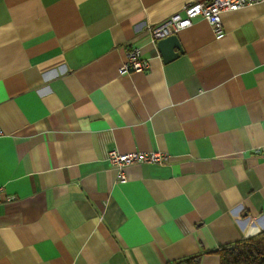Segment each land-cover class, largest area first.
Listing matches in <instances>:
<instances>
[{
  "label": "crops",
  "instance_id": "crops-1",
  "mask_svg": "<svg viewBox=\"0 0 264 264\" xmlns=\"http://www.w3.org/2000/svg\"><path fill=\"white\" fill-rule=\"evenodd\" d=\"M194 1L0 0V264H219L264 232V1L164 62L151 28ZM109 150L168 161L119 181Z\"/></svg>",
  "mask_w": 264,
  "mask_h": 264
},
{
  "label": "built area",
  "instance_id": "built-area-1",
  "mask_svg": "<svg viewBox=\"0 0 264 264\" xmlns=\"http://www.w3.org/2000/svg\"><path fill=\"white\" fill-rule=\"evenodd\" d=\"M264 0H199L190 2L182 7V10L170 15L159 24L151 28V39L157 41L170 34H174L180 29L190 26L193 18L203 17L211 26L215 38H220L224 34L221 23V14L235 11L245 6ZM148 67V62L141 58L137 48H131L126 53V61L119 68L120 72L142 71ZM1 134V129H0ZM107 160L117 172L119 181H125L126 176L123 168L132 163H156L164 164L168 161L165 153L159 151L152 152H130L119 153L116 150L107 152ZM13 195L3 196L0 187V202L13 199Z\"/></svg>",
  "mask_w": 264,
  "mask_h": 264
},
{
  "label": "trees",
  "instance_id": "trees-1",
  "mask_svg": "<svg viewBox=\"0 0 264 264\" xmlns=\"http://www.w3.org/2000/svg\"><path fill=\"white\" fill-rule=\"evenodd\" d=\"M218 255L219 264H264V232L211 251ZM201 254L181 259L174 264H197Z\"/></svg>",
  "mask_w": 264,
  "mask_h": 264
},
{
  "label": "water",
  "instance_id": "water-1",
  "mask_svg": "<svg viewBox=\"0 0 264 264\" xmlns=\"http://www.w3.org/2000/svg\"><path fill=\"white\" fill-rule=\"evenodd\" d=\"M157 48L164 62L176 58L182 52L178 37L175 33L159 39L157 41ZM174 49H177V51H174Z\"/></svg>",
  "mask_w": 264,
  "mask_h": 264
}]
</instances>
